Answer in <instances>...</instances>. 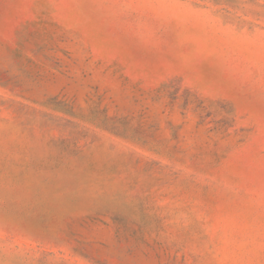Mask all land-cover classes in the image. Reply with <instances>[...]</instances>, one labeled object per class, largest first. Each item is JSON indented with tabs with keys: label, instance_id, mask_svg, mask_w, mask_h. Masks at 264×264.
Returning <instances> with one entry per match:
<instances>
[{
	"label": "rangeland",
	"instance_id": "obj_1",
	"mask_svg": "<svg viewBox=\"0 0 264 264\" xmlns=\"http://www.w3.org/2000/svg\"><path fill=\"white\" fill-rule=\"evenodd\" d=\"M0 264H264V0H0Z\"/></svg>",
	"mask_w": 264,
	"mask_h": 264
}]
</instances>
